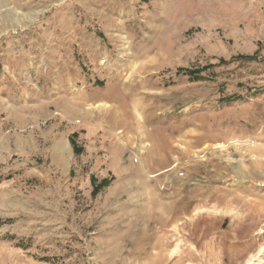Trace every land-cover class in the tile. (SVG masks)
I'll return each mask as SVG.
<instances>
[{"label": "rangeland", "instance_id": "1", "mask_svg": "<svg viewBox=\"0 0 264 264\" xmlns=\"http://www.w3.org/2000/svg\"><path fill=\"white\" fill-rule=\"evenodd\" d=\"M0 219V264L254 257L264 0H0Z\"/></svg>", "mask_w": 264, "mask_h": 264}, {"label": "trees", "instance_id": "2", "mask_svg": "<svg viewBox=\"0 0 264 264\" xmlns=\"http://www.w3.org/2000/svg\"><path fill=\"white\" fill-rule=\"evenodd\" d=\"M256 58V53H253L251 55H246V54H238L236 56L230 57L229 61L231 60H254ZM220 64H225L228 61L225 59L221 58L220 59ZM202 69H194V70H184V69H178L177 72H184V73H189V74H199ZM77 132L72 133L69 136V142L72 146L73 153L77 156L83 152V147L78 144L77 142ZM111 181V178H103L99 182H97V179L95 176L91 175L90 176V182L92 185V190H91V195L96 196L104 187L108 186ZM5 223V220L0 219V224Z\"/></svg>", "mask_w": 264, "mask_h": 264}, {"label": "bare ground", "instance_id": "3", "mask_svg": "<svg viewBox=\"0 0 264 264\" xmlns=\"http://www.w3.org/2000/svg\"><path fill=\"white\" fill-rule=\"evenodd\" d=\"M264 263V246H262L254 255L248 259L245 264H263Z\"/></svg>", "mask_w": 264, "mask_h": 264}]
</instances>
